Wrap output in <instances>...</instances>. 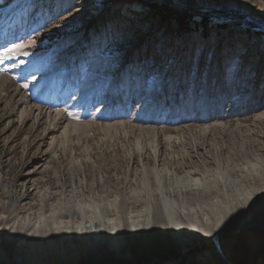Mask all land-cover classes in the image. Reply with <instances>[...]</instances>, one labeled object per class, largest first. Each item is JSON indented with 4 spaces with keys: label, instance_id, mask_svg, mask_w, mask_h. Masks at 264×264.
I'll return each mask as SVG.
<instances>
[{
    "label": "rangeland",
    "instance_id": "374dc122",
    "mask_svg": "<svg viewBox=\"0 0 264 264\" xmlns=\"http://www.w3.org/2000/svg\"><path fill=\"white\" fill-rule=\"evenodd\" d=\"M165 7L191 17L183 25ZM0 74L33 105L82 124L69 142L38 111L0 100V264H99L92 234L63 226L71 212L57 205L86 188L79 198H101L120 220L110 199L142 188L153 173L139 154L157 144L162 170L209 191L171 198L185 230L155 197L156 224L101 243L123 254L112 264H222L208 241L179 250L188 234L242 216L254 224L224 235L225 252L264 264V0H0ZM32 210L56 221L24 230L20 215Z\"/></svg>",
    "mask_w": 264,
    "mask_h": 264
},
{
    "label": "bare ground",
    "instance_id": "6f19581e",
    "mask_svg": "<svg viewBox=\"0 0 264 264\" xmlns=\"http://www.w3.org/2000/svg\"><path fill=\"white\" fill-rule=\"evenodd\" d=\"M8 98H10V100H13L14 98V100L17 101V105L22 107L23 113L31 114V113H34L35 111H38V114L40 117L42 116L46 117L49 122H52V124H54L51 127V131L53 133L57 131L58 132L61 131L62 134L66 136V141L73 142L72 134H70V132L72 130H74L72 132H76L77 129L82 125L80 122H72L70 120L69 122H67L68 121L67 116L61 110L52 112L51 110L47 111L44 108H41L40 106L33 105L32 103H30L29 100H27L26 94L21 93L18 87L15 86L11 77L4 75V74H0V100L8 99ZM102 126H106L105 127V130H106V128L110 129V127H115V128L124 127L125 128L128 125L122 122V123H108V124L106 123L105 125H102ZM131 128L129 129V131L134 132L133 129L135 127L131 126ZM143 128L137 127V131ZM157 132L158 134H155ZM157 132L156 130H154V135L159 137L161 131L157 130ZM65 143L67 144V142ZM69 147L70 146H68L67 149L70 150ZM153 155L154 156L152 157L150 156L148 157V155H144L143 153L139 154L138 161L142 162V166H143V163L144 165L147 164L146 160L151 161V168L148 167L150 169L146 171H151L153 173V175H151L152 177L148 175L147 173L141 175V177L144 178L142 180V183H143L142 184L143 186H141L142 188L134 189V190L131 189L132 190L131 195L128 197L124 196V194L122 193L123 191L120 193L117 192L114 198L110 199L112 200L111 203L113 202L112 206H113V209L116 211V213H122V216H120V220L109 218L108 215L111 212L110 211L111 207L107 205L106 203H104V201L101 198L98 199V198L92 197L91 201H89L88 203L85 202L82 197L79 198L82 195L85 197L86 194H85L84 189L86 188H81V187L79 188L75 186L71 196H65V198H63L64 199L62 201L63 206L57 205V207H59L58 208L59 210L57 211L59 212L61 217L63 215V212L64 213L71 212V218L73 219V220L71 219V221L70 220L66 221V224L64 225H63V220H60L59 223H61V225L66 226L70 230L71 229L76 230L79 233L87 232V233L92 234V236L94 237L96 241L97 251L99 252V254H102V257H103L99 264H112V263L117 262L118 260H122L124 257L123 254H121L118 251L117 253H115V252L110 251L109 248L101 246V243L104 244V242H107V235L109 233L111 235L115 233L120 235L123 229L142 232L143 229L151 228L154 224H156L154 220L156 219L155 217H158V216H155L154 206H156L158 202L156 201L157 199H155V197H158L159 202H162V204L164 205L163 212H166V215L168 216V219L170 220L169 222L174 223L176 227H181L182 229L185 230V228L182 226L183 220L175 212V208H176L175 200H172L171 198L177 195L183 197L184 195H187V194H192V193L194 194V193H197V190H202L203 192L209 191V189L204 188V186L202 187L203 184H200L201 182H199L197 179L191 178L190 176L191 174L190 175L186 174L184 178H180L178 176L171 177L169 173H167L168 170L166 169L162 170L160 168V157H159L158 144L155 146ZM141 203L145 204V208L138 210L136 213H133V214L131 213L129 217H127L126 214L123 215V213H125V210L127 208L131 209L134 206L141 204ZM158 208L160 209V206ZM33 211L34 210H32V212H28L26 214L20 215V219H22V222H21L22 229L24 228L25 230V227H30L34 225L32 226L34 227V230H33L34 233L37 232L36 228L38 227L39 224L41 225L42 221L44 223H49L51 220H54V216L57 214L53 212V213H50L52 216H49V215L45 216V214L39 215L40 213L39 214H37V212L33 213ZM90 211H92L93 213L91 214ZM179 212L180 213L178 212L177 213L180 215L188 214L186 209L179 210ZM7 218H8L7 216L1 215L0 225H5L7 222ZM253 222L254 221L252 220L251 217L242 216V217L231 219L228 225L223 224L222 221L218 222V224L213 229H210V231H207L206 233H204L206 237L202 235L200 236L197 234H195L196 237H193L190 234H188L187 236L184 235L186 236V239L183 243V246L179 250L180 251L179 254H185V252L192 249L195 243L198 241H201V240L205 242L208 241L210 242L212 251L217 256V258L221 260L222 264H234L229 259L228 255L225 252L223 236L226 235L227 233H235V231L242 230L250 225H253L254 224ZM16 224H17V221H16ZM204 225L205 224H203V226ZM16 226H14V228H16ZM74 226L76 227V229L74 228ZM260 228L261 230H264V224H261ZM31 232H28L26 234H29ZM112 247L115 249H119L120 244L118 240L116 241L114 240L112 242ZM95 257H98V256L95 255Z\"/></svg>",
    "mask_w": 264,
    "mask_h": 264
},
{
    "label": "trees",
    "instance_id": "16d2710c",
    "mask_svg": "<svg viewBox=\"0 0 264 264\" xmlns=\"http://www.w3.org/2000/svg\"><path fill=\"white\" fill-rule=\"evenodd\" d=\"M162 13H164V15L166 16H177L178 18H180V21L182 22V24L184 25V23L186 22L187 17H191V15H187L185 13H182L181 11H176L175 9L171 8V7H165V8H161ZM186 16V17H185ZM186 18V19H185ZM185 19V20H184Z\"/></svg>",
    "mask_w": 264,
    "mask_h": 264
}]
</instances>
